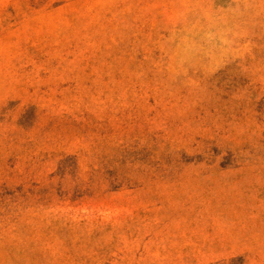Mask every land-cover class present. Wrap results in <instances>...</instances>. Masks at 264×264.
<instances>
[{"label":"rangeland","instance_id":"obj_1","mask_svg":"<svg viewBox=\"0 0 264 264\" xmlns=\"http://www.w3.org/2000/svg\"><path fill=\"white\" fill-rule=\"evenodd\" d=\"M0 264H264V0H0Z\"/></svg>","mask_w":264,"mask_h":264}]
</instances>
